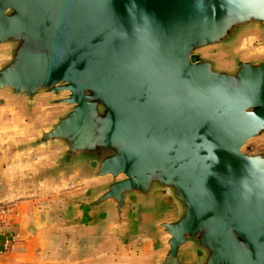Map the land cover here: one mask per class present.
Instances as JSON below:
<instances>
[{
	"label": "water",
	"instance_id": "95a60500",
	"mask_svg": "<svg viewBox=\"0 0 264 264\" xmlns=\"http://www.w3.org/2000/svg\"><path fill=\"white\" fill-rule=\"evenodd\" d=\"M264 0H0V93L63 105L21 141L31 177L92 183L76 223L153 221L154 264H264ZM47 97L41 99V97ZM31 230L30 227H28Z\"/></svg>",
	"mask_w": 264,
	"mask_h": 264
},
{
	"label": "crops",
	"instance_id": "0c3cea01",
	"mask_svg": "<svg viewBox=\"0 0 264 264\" xmlns=\"http://www.w3.org/2000/svg\"><path fill=\"white\" fill-rule=\"evenodd\" d=\"M3 104V112H17ZM32 167L26 161L0 165V264H154L159 238L153 221L163 209L160 202L135 208L125 233L110 235L106 215L85 226L76 223L74 202L92 183L76 176L34 181ZM22 174L30 179L22 183Z\"/></svg>",
	"mask_w": 264,
	"mask_h": 264
},
{
	"label": "rangeland",
	"instance_id": "374dc122",
	"mask_svg": "<svg viewBox=\"0 0 264 264\" xmlns=\"http://www.w3.org/2000/svg\"><path fill=\"white\" fill-rule=\"evenodd\" d=\"M239 50L245 55L264 54V38H260L256 34L246 36L241 39ZM46 98L47 97L43 96L40 100ZM4 101L11 103V105H15V107H17V112H3L0 110V165L2 167L8 166L10 161L20 165V163L26 161L32 164V173H34L36 169L42 166L43 162L51 159L55 154V150L47 149L19 153L21 141L29 137L38 124L44 123L47 119H50L53 113L60 111L64 106L60 104L43 105L39 102L34 110L26 111L23 106L7 99L0 93V107L5 106L3 104ZM242 150L245 152L264 150V134L250 140L242 147ZM14 154L15 156H13ZM38 162L39 164L36 165ZM27 167H31V165L29 166L27 164ZM28 173L30 172L28 171ZM32 173H30V175ZM28 178L30 179V177ZM28 178H24L22 174V178H19V181L23 183L28 180ZM31 180L36 181V178L31 177Z\"/></svg>",
	"mask_w": 264,
	"mask_h": 264
},
{
	"label": "built area",
	"instance_id": "2783aa9c",
	"mask_svg": "<svg viewBox=\"0 0 264 264\" xmlns=\"http://www.w3.org/2000/svg\"><path fill=\"white\" fill-rule=\"evenodd\" d=\"M9 244V239L6 237L3 242H2V246L5 248L7 245Z\"/></svg>",
	"mask_w": 264,
	"mask_h": 264
}]
</instances>
